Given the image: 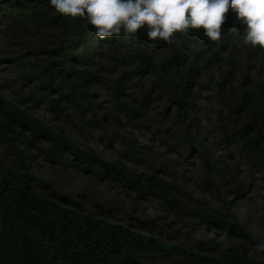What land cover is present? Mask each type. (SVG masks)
I'll return each mask as SVG.
<instances>
[{
    "label": "rangeland",
    "instance_id": "374dc122",
    "mask_svg": "<svg viewBox=\"0 0 264 264\" xmlns=\"http://www.w3.org/2000/svg\"><path fill=\"white\" fill-rule=\"evenodd\" d=\"M65 17L55 11L50 0H0V93L51 128L61 127L76 146H92L107 160L136 146L133 157L126 159L128 164L145 174L154 172L172 186L187 191L203 202L207 212L219 207L220 200L211 186L215 183L220 195L231 200V209L245 227L264 240V165L241 136L244 127L248 134L263 139L264 92L257 85L264 83V59L259 51L244 44L242 35L232 33L231 28L223 27L224 45L206 38L194 43L193 48L182 47L183 35L177 33L172 44L160 41L146 45L154 63L175 51L185 58V63H177L171 83L163 84L151 72L136 69L137 64L122 42L114 38L97 40L90 34L87 37L95 53L92 64L87 66L99 79L90 84L88 100H82L79 108L67 103L64 113L55 114L28 74H34L54 58L51 48L74 35V26ZM20 60L32 62L33 71H27L26 65L18 63ZM190 61L197 67L190 89L194 97V127L172 91V84L185 78ZM124 71L127 73L122 97L141 109L140 117L135 119L116 110L117 100L105 85L113 83ZM196 132L205 154L217 166L210 177L200 148L189 146ZM48 144L41 139L32 149L30 171L50 180L58 193L75 199L83 210H97L110 221L193 250L198 249L200 239L209 236L215 241V252L238 243V237L231 239L212 225L205 227L198 222L190 212L195 206L181 196L175 194L181 204L171 206L161 198L137 194L120 182L68 163L59 164L45 157L40 146ZM8 168H15V158L0 137V175ZM248 254L264 258L255 245H248ZM151 261L196 264L176 255L168 260L153 257Z\"/></svg>",
    "mask_w": 264,
    "mask_h": 264
},
{
    "label": "trees",
    "instance_id": "16d2710c",
    "mask_svg": "<svg viewBox=\"0 0 264 264\" xmlns=\"http://www.w3.org/2000/svg\"><path fill=\"white\" fill-rule=\"evenodd\" d=\"M227 17L223 27L231 28L234 34H242L244 26L235 14L230 11ZM65 19L74 26V35L51 48L49 52L55 53L54 58L47 60L34 74H28L30 78L33 77L35 88L47 98L55 114L64 113L67 103L79 108L82 100H88L90 84L99 79L97 73L87 66L92 64L95 53L87 36L93 34L100 40L94 28L86 19ZM113 38L123 43L130 58L137 64L138 71L151 72L163 84L171 83L170 78L178 62L185 63L179 51L159 63L152 62L146 45L153 42L147 38L146 28L133 37L125 38L121 34L104 40ZM205 39L203 29L191 31L188 36H182V47L193 48L194 43ZM225 41H221L220 45H224ZM256 49L264 59V49L259 46ZM208 60L204 61V66ZM76 62L82 65L75 66ZM18 63L26 65L27 71H33L30 66L32 62L20 60ZM186 66L185 78L179 84H172V91L173 97L184 106L190 124L194 127V97L190 89L195 82L197 67L194 61L188 62ZM126 73L124 71L113 83L105 85L117 100L116 110L135 119L140 117V105L135 106L122 97ZM257 87L264 92V83H259ZM62 100L65 102L62 103ZM241 130L244 143L264 165V133L260 140L258 135L248 134L244 127ZM0 137L6 141L15 158V168H8L0 175V264H154L151 261L153 257L168 260L172 255L193 260L196 264H264V258L257 259L248 254V245L256 246L264 240L245 227L231 209V200L221 196L218 186L213 182L211 186L220 202L218 208L207 212L203 202L187 191L172 186L154 172L145 174L128 164L126 159L133 157L136 146L119 151L112 161L107 160L92 146H76L61 127L56 130L51 128L27 108L14 105L1 93ZM41 139L49 143L40 146L49 160L64 165L68 163L96 176L120 182L137 194L161 198L171 206L180 205L175 194L181 196L195 206L190 212L198 222L205 227L212 225L231 239L238 237V243H231L227 248L215 252V241L209 236L200 239L198 249L193 250L178 243H164L123 223L110 221L97 210H83L75 199L58 193L50 180L30 171L31 151ZM194 145L200 148L205 171L210 177L217 166L205 154L197 132L194 133V139L189 141L190 147ZM207 247L211 249L203 251Z\"/></svg>",
    "mask_w": 264,
    "mask_h": 264
},
{
    "label": "clouds",
    "instance_id": "9594fccd",
    "mask_svg": "<svg viewBox=\"0 0 264 264\" xmlns=\"http://www.w3.org/2000/svg\"><path fill=\"white\" fill-rule=\"evenodd\" d=\"M57 13L86 19L100 39L136 36L146 28L153 42L172 44L174 35L203 29L208 41L220 43L227 13L244 26L242 40L264 49V0H50ZM264 252V242L256 245Z\"/></svg>",
    "mask_w": 264,
    "mask_h": 264
}]
</instances>
